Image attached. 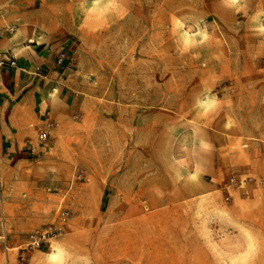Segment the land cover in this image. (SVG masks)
<instances>
[{"label":"crops","instance_id":"1","mask_svg":"<svg viewBox=\"0 0 264 264\" xmlns=\"http://www.w3.org/2000/svg\"><path fill=\"white\" fill-rule=\"evenodd\" d=\"M193 10L202 18L192 54L180 55V78L190 81L177 108L168 101L157 107L153 98L116 108L120 113L109 119L104 105L100 151L85 150L93 94L86 64L97 40L107 48L109 34L131 21L143 24L142 18L163 32L166 51L173 16ZM262 18L264 0H0V29H15L0 38V55L16 64L0 67V176L7 199L23 186L38 197L44 175L71 174L75 167L84 169L73 174L80 192L114 183L119 190L184 192L182 202L216 189L226 175L264 182ZM167 52L163 70L150 77L172 78ZM147 87L155 96V83ZM41 131L47 132L43 144Z\"/></svg>","mask_w":264,"mask_h":264},{"label":"rangeland","instance_id":"2","mask_svg":"<svg viewBox=\"0 0 264 264\" xmlns=\"http://www.w3.org/2000/svg\"><path fill=\"white\" fill-rule=\"evenodd\" d=\"M201 18L194 10L174 15L172 43L166 51L163 32H154L142 18L143 24L131 21L123 32L109 34L107 48H101L97 40L86 64L93 94L85 121L92 134L85 150L100 151L104 105L109 119L120 113L116 108H132V103L152 102L153 98L157 107L168 101L177 108L185 97L181 87L190 81L180 78V55L192 54L195 23ZM165 52L171 56L172 78L154 79L150 75L153 69L163 70ZM207 53L205 48L203 54ZM101 57L107 61H100ZM150 83L156 85L155 96L147 93ZM165 84L171 94L164 93ZM112 139L108 146L112 145L109 153L114 154ZM114 160L113 156L108 162ZM80 171L84 169L75 167L71 174L54 170L53 175L43 176L38 197L23 186L9 192L8 199L7 180L0 176V234L10 248L8 252L0 249V264H20L16 248L30 232L50 224L57 227L58 236L42 250L29 253L23 264H264L261 180L226 175L216 189L182 202L187 196L184 192L119 190L114 183L106 191L90 185L80 192L73 175ZM114 172L113 168V178ZM233 177L247 178L246 184L229 185ZM62 212L68 213L65 221Z\"/></svg>","mask_w":264,"mask_h":264},{"label":"built area","instance_id":"3","mask_svg":"<svg viewBox=\"0 0 264 264\" xmlns=\"http://www.w3.org/2000/svg\"><path fill=\"white\" fill-rule=\"evenodd\" d=\"M15 32V29L13 27H5L0 29V38L3 36H11ZM63 59V56L60 57V61ZM5 65L9 67H16V64L14 61H6L2 58L0 55V67H4ZM51 127V124H47L46 128L49 129ZM38 141L43 144L47 140V132L41 131L39 132L37 136ZM247 178L244 180H236L234 177L230 179L231 186L238 184L239 187H242L246 184ZM229 198H226V201H228ZM68 217L67 212L61 213V219L65 221ZM59 234V230L54 224L47 225L43 228H39L36 230H33L30 232L24 242L20 244L17 248V255L18 259L20 261V264H23L27 258V255L31 252L40 251L42 250L51 240L56 238ZM0 249H3L5 251H9L10 248L6 244L5 236L3 234H0Z\"/></svg>","mask_w":264,"mask_h":264},{"label":"snow or ice","instance_id":"4","mask_svg":"<svg viewBox=\"0 0 264 264\" xmlns=\"http://www.w3.org/2000/svg\"><path fill=\"white\" fill-rule=\"evenodd\" d=\"M233 2H235V0H233ZM57 257L53 256L52 259H56Z\"/></svg>","mask_w":264,"mask_h":264},{"label":"clouds","instance_id":"5","mask_svg":"<svg viewBox=\"0 0 264 264\" xmlns=\"http://www.w3.org/2000/svg\"><path fill=\"white\" fill-rule=\"evenodd\" d=\"M55 257H57L56 259H53V260H58L59 259V256H55Z\"/></svg>","mask_w":264,"mask_h":264}]
</instances>
